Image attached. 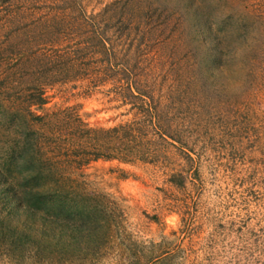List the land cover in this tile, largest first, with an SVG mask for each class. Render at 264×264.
<instances>
[{"label":"rangeland","instance_id":"obj_1","mask_svg":"<svg viewBox=\"0 0 264 264\" xmlns=\"http://www.w3.org/2000/svg\"><path fill=\"white\" fill-rule=\"evenodd\" d=\"M0 264H264V0H0Z\"/></svg>","mask_w":264,"mask_h":264},{"label":"trees","instance_id":"obj_2","mask_svg":"<svg viewBox=\"0 0 264 264\" xmlns=\"http://www.w3.org/2000/svg\"><path fill=\"white\" fill-rule=\"evenodd\" d=\"M31 151L30 145H24L19 151V157L22 160L21 169L26 174L23 177L22 188L24 191L23 196H17L16 201L24 206L25 211H42L49 212L53 210L54 213L60 212L62 204L59 201L52 199L49 201V196L42 191V186L45 184V177L41 171L33 163L32 157L27 155ZM38 169V170H37ZM20 172L19 170H17ZM58 212V213H59Z\"/></svg>","mask_w":264,"mask_h":264}]
</instances>
